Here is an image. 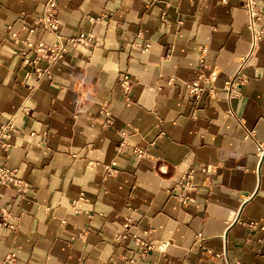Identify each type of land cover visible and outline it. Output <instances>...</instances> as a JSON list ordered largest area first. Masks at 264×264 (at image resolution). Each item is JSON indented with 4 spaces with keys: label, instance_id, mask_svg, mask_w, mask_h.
<instances>
[{
    "label": "crops",
    "instance_id": "obj_1",
    "mask_svg": "<svg viewBox=\"0 0 264 264\" xmlns=\"http://www.w3.org/2000/svg\"><path fill=\"white\" fill-rule=\"evenodd\" d=\"M45 2L0 0V126L16 115L0 165L28 184H0V264L10 252L15 264H264V37L252 46L245 0H58L61 40L92 41L31 89L12 34L28 36ZM247 54L250 81L229 101L224 80ZM201 58L217 88L196 98ZM190 168L200 185L184 204L175 185ZM133 234L155 243L145 258Z\"/></svg>",
    "mask_w": 264,
    "mask_h": 264
},
{
    "label": "built area",
    "instance_id": "obj_2",
    "mask_svg": "<svg viewBox=\"0 0 264 264\" xmlns=\"http://www.w3.org/2000/svg\"><path fill=\"white\" fill-rule=\"evenodd\" d=\"M244 7L248 16V27L251 31V44L252 46H257L264 37V28L258 26V21L261 20V11L263 9L257 3V0H245ZM58 0H46L44 10L42 14L37 16L34 20L32 26L24 25L23 28L28 30L29 35L25 38H20L17 33H13L14 42L16 44H21L20 54L24 57L23 64L31 65V69L26 72L27 78H33V84L30 86L34 89L43 80H50L53 77V67L57 62L62 60L68 52L70 47H75L79 44L88 45L92 41V35H80L79 37L71 38L67 42H63L60 36L61 22L57 16ZM92 21L98 20V18H91ZM11 28V26H9ZM38 31H46L55 35L56 41L54 43H48L43 38L35 40L32 35ZM149 44H147L143 50H148ZM203 52L205 49H202ZM34 52V56L30 57L29 53ZM249 55L242 56L240 59L239 67L237 71L229 75L223 83V88L226 91V95L229 101L239 98L243 94V88L250 81V76L246 71L248 64ZM200 64L202 70L199 72L197 78L192 82H188L187 91L189 94L194 95L196 98H200L206 92L214 93L216 87V81L218 78V72L213 70L210 73H206L204 58L200 59ZM120 85L127 93V98L130 99V92L133 83H135V78L129 76L128 74H121L119 78ZM101 112L105 114L106 118L102 122L104 126H109L113 124L107 108H102ZM232 114L231 110H228ZM15 116H12L10 120L0 126V153L3 148L9 147L8 137L11 130L16 126ZM124 134L127 131H123ZM247 138L255 139V130H248ZM127 145L126 141L121 143V147ZM133 151L138 157L147 156V152L141 146H133ZM257 154L261 162H264V143H257ZM218 165L208 164L202 168V171L207 174L215 172ZM0 184L6 186H12L17 190L28 187L26 182L15 177V170L8 168L6 166L0 165ZM199 183L196 180V171L194 168H190L180 175L176 182L175 188L178 192L179 200L186 204L191 199L192 194L198 190ZM77 201H75L76 205ZM0 213L5 216V208L0 205ZM133 219L130 216L125 217L124 230L120 232L117 236L118 241H122L129 237L131 234L130 228ZM135 242L139 245L146 247L144 250L143 258L146 257V252L155 247V243H147L140 238L138 235H134ZM16 253L10 252L6 256L4 264H15ZM127 264H141L140 261L135 259H128Z\"/></svg>",
    "mask_w": 264,
    "mask_h": 264
}]
</instances>
